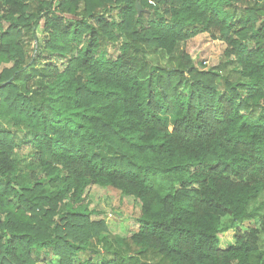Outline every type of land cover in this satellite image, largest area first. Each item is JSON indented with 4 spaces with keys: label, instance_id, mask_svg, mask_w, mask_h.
<instances>
[{
    "label": "trees",
    "instance_id": "16d2710c",
    "mask_svg": "<svg viewBox=\"0 0 264 264\" xmlns=\"http://www.w3.org/2000/svg\"><path fill=\"white\" fill-rule=\"evenodd\" d=\"M201 34L225 45L204 72ZM92 186L139 203L135 232L104 236ZM44 254L264 264L259 0H0V264Z\"/></svg>",
    "mask_w": 264,
    "mask_h": 264
},
{
    "label": "rangeland",
    "instance_id": "374dc122",
    "mask_svg": "<svg viewBox=\"0 0 264 264\" xmlns=\"http://www.w3.org/2000/svg\"><path fill=\"white\" fill-rule=\"evenodd\" d=\"M264 8V0H259ZM38 36H41L38 31ZM191 58L195 68L204 72L217 67L223 60L225 45L220 41L211 40L207 34L198 35L181 47ZM186 86L181 88L185 92ZM89 210L94 211L90 219L103 220L107 227L104 234L108 240H120L137 230V218L140 214L139 203L131 197H122L116 190L92 186L88 190ZM235 232L229 230L220 235V248H226L234 242ZM38 264H58L57 258L50 259L43 255Z\"/></svg>",
    "mask_w": 264,
    "mask_h": 264
},
{
    "label": "water",
    "instance_id": "95a60500",
    "mask_svg": "<svg viewBox=\"0 0 264 264\" xmlns=\"http://www.w3.org/2000/svg\"><path fill=\"white\" fill-rule=\"evenodd\" d=\"M139 8H140L139 5H137V9H138V10H139Z\"/></svg>",
    "mask_w": 264,
    "mask_h": 264
}]
</instances>
